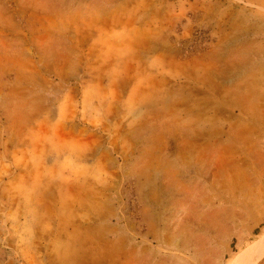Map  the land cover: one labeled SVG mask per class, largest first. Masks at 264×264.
Segmentation results:
<instances>
[{
	"label": "rangeland",
	"instance_id": "1",
	"mask_svg": "<svg viewBox=\"0 0 264 264\" xmlns=\"http://www.w3.org/2000/svg\"><path fill=\"white\" fill-rule=\"evenodd\" d=\"M262 237L264 0H0V264Z\"/></svg>",
	"mask_w": 264,
	"mask_h": 264
},
{
	"label": "bare ground",
	"instance_id": "2",
	"mask_svg": "<svg viewBox=\"0 0 264 264\" xmlns=\"http://www.w3.org/2000/svg\"><path fill=\"white\" fill-rule=\"evenodd\" d=\"M264 258V237L255 242L241 254L233 264H258Z\"/></svg>",
	"mask_w": 264,
	"mask_h": 264
}]
</instances>
